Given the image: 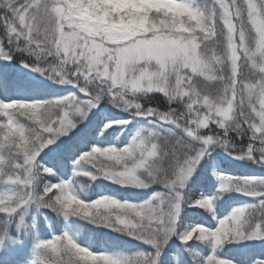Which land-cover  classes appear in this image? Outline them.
<instances>
[{
    "label": "snow or ice",
    "instance_id": "6c2138e0",
    "mask_svg": "<svg viewBox=\"0 0 264 264\" xmlns=\"http://www.w3.org/2000/svg\"><path fill=\"white\" fill-rule=\"evenodd\" d=\"M67 2L69 0H57L56 6L64 7ZM175 2L198 13L203 11L207 16L210 35L217 24L223 26L226 21L234 28V46L240 59L236 61L232 85L223 105L211 98L206 101L203 94H194L191 83L195 77L188 68L181 72L179 86L174 87V90H170L166 84L151 83L153 70L150 67L125 74L122 79L119 76L114 78L111 73L119 59L116 54H110L112 60H108L106 54L101 58L104 62H98L97 49L83 34L80 37L67 35L62 18H57L58 24L52 39L37 38L34 24L37 15L46 10V0H0V23L3 24L8 40L17 43L23 41L25 51L37 59L50 58L52 61L47 68L36 65L33 70L59 83L73 84L83 96V99L69 95L36 102L0 101V117L4 118L0 122V177L6 175L9 183L23 188L22 193L0 195V214L14 216L31 202L51 208L48 201L59 191L52 185L60 182L48 183L39 191L35 189L38 179L54 174L53 169L39 166L37 157L61 136L73 131L87 118L88 112L105 98L134 115L152 117L160 124L161 131L137 133L131 143L122 149L92 146L76 163L90 165L92 171L89 172L93 176L99 172L114 182V175L125 176L127 182L116 183L138 188L150 185L141 175L148 173L152 183H160L169 190L168 193H155L143 205L129 203L131 219L127 224L121 222L117 225L113 222L105 225L114 230L124 228L129 236L141 240L152 249L150 252L125 256H105V260H110L111 264H163L161 253L164 246L174 235H178L176 225L182 204L187 202L185 189L189 181L195 183L199 176L196 169L201 166V160L210 154V149L220 146L236 159L247 158L264 164V107L254 99L248 100V82L241 74V63L246 58L242 46V37L246 41V29L241 22L245 17L241 16L240 0H209L203 10L196 8L189 0ZM0 57L13 59L6 50L4 39H0ZM28 66L26 63L25 67ZM195 92H199V89ZM152 93L163 94L168 104L167 111L141 102L142 98ZM173 104L182 105L183 110L173 108ZM25 106L31 109L23 116L29 126L17 119L18 109ZM126 123L130 122L124 121L121 124ZM163 126H168L170 131H164ZM27 129H34L35 136L27 142L29 146L25 148L19 141L14 142V138L22 132L26 135ZM185 137L197 143L193 145ZM245 137L248 139L245 140ZM9 156L13 158L9 159ZM100 156H106L113 163L105 164ZM157 163L159 167L154 168L153 165ZM5 166L10 169L7 173ZM216 175L221 181L220 193L235 190L253 197L258 203L234 209L228 217L218 219V226L214 230L196 225L179 235V238L184 245H188L194 238L211 244L212 252L204 264H230L216 256V250L226 242L264 239V177ZM212 206L213 199L210 197H202L189 204V207L209 210ZM256 217L260 220H256ZM23 223L21 217L20 224ZM2 242L3 236H0ZM35 248L36 255L31 264H95L96 254L90 250L83 252L81 249L85 247L79 246L67 233L40 240ZM256 264H264V260Z\"/></svg>",
    "mask_w": 264,
    "mask_h": 264
},
{
    "label": "trees",
    "instance_id": "16d2710c",
    "mask_svg": "<svg viewBox=\"0 0 264 264\" xmlns=\"http://www.w3.org/2000/svg\"><path fill=\"white\" fill-rule=\"evenodd\" d=\"M2 28L4 29L3 24L0 23V39H4L6 50L13 56V59H11L12 64H51L49 58L37 59V57L25 51L23 41L17 43L14 40L9 41L8 38L6 39ZM2 75L0 79V101L36 102L58 99L69 95H76L83 99L79 89L71 83L62 85L58 81L48 78L49 82L52 81L59 85L53 86L51 82L50 84L39 83L22 76L17 78L14 75L8 77L5 73ZM141 102L161 111L168 110L167 100L161 94H151L147 98H142ZM99 106L100 111L91 114L90 117L88 116L85 119L87 120L86 123L78 131L69 137L61 136L56 141V144L61 145L55 156L53 155L54 157L44 158L49 150L48 147L39 154L37 164L53 169L54 174L38 179L35 189L39 191L48 183L65 181L71 185L75 194L87 202L102 196H108L134 205H143L155 193H168L169 190L160 183H151L148 187L137 191L118 186L116 182L102 175H97V178L93 180L89 176L78 174L81 171H92L90 165L83 162L76 163L80 156L89 151L92 146L122 149L131 143L137 133L143 134L146 130L161 131L160 124L152 117L145 118L141 115H134L132 112L114 105L107 98L101 100ZM172 107L180 111L183 110L182 105L173 104ZM17 119L18 122L29 126L23 117H17ZM3 120L4 118L0 117V122H3ZM113 121H128L130 123L121 124L113 123ZM108 124H111V127H108L105 131V125ZM163 130L170 131L168 126H163ZM185 139L193 144L189 138L185 137ZM218 157L221 167L232 173L221 175L244 178L255 169L254 167L251 169L250 167L235 166L230 164L223 156ZM99 158L105 164L113 163L106 156H100ZM255 164L261 163L255 162ZM5 170L6 173L10 171L7 166H5ZM216 173V165L211 163L206 168V172L195 180V183L190 181L188 184L185 190L187 202L183 205V210L176 225L178 235H174L164 246L161 253L163 264H204V260L212 252L211 244L194 238L189 241L188 245H184L181 243L179 235L190 231L196 225L214 230L218 226V219L228 217L234 209L249 207L258 203V200L250 199L246 204L235 206L233 202L235 199L232 196L229 197L232 195L231 190L220 193V187L216 189V181L218 180ZM22 192V186L9 183L6 175L0 177V195ZM202 197L213 199L211 210L189 207L192 201ZM25 211L27 212L25 226L20 232L16 230L17 222L14 218L0 214V236H3V243L0 245V264H31L36 255L35 245L38 241L52 239L65 233L71 236L79 246L88 248L95 254L125 256L152 251L149 245L139 239H134L126 232H118L105 225H96L72 214L57 213L51 208L38 205L35 202H31ZM228 211H230L229 214L225 216ZM255 219L260 220L259 217ZM247 241L248 239L238 242H226L216 250V256L219 259L229 261L230 264H256L257 261L264 260V241L259 242L254 247H241L246 245ZM232 246L237 248L233 249ZM180 247H184L183 252L178 251Z\"/></svg>",
    "mask_w": 264,
    "mask_h": 264
},
{
    "label": "clouds",
    "instance_id": "9594fccd",
    "mask_svg": "<svg viewBox=\"0 0 264 264\" xmlns=\"http://www.w3.org/2000/svg\"><path fill=\"white\" fill-rule=\"evenodd\" d=\"M56 2L46 0V10L37 15L34 24L37 38L52 39L59 17L67 35L80 37L83 34L88 38L97 49L98 62H104L101 58L106 54L108 60H112L111 53L116 54L119 59L111 73L114 78L122 79L125 74L150 67L153 70L151 83L166 84L174 90L179 86L181 72L188 68L195 77L191 83L195 95L203 94L206 101L211 98L219 105L227 101L236 61L240 59L234 46V28L227 21L223 26L217 24L210 35L203 11L198 13L175 0H69L64 7H57ZM190 3L203 10L209 0H191ZM239 8L241 16L245 17L241 22L246 29V41L242 37L246 58L241 63V74L248 82L246 97L264 107V0H240ZM196 89L199 92H195ZM228 107L231 108L230 103ZM30 110L25 106L18 109L17 115L23 117ZM108 127L111 124L105 125ZM34 136V129H27L26 135L22 132L14 142L19 141L26 148ZM80 175L95 180L101 174L97 172L93 176L85 171ZM141 175L145 182L152 183L150 174ZM113 179L116 182L128 180L122 175H114ZM52 187L59 191L48 203L57 213L72 214L96 225L127 224L131 219L127 201L102 196L87 202L75 194L68 182L61 181ZM116 231L125 232V229ZM81 250L88 252L89 249ZM107 255L96 254L95 264H111L110 260H105Z\"/></svg>",
    "mask_w": 264,
    "mask_h": 264
},
{
    "label": "rangeland",
    "instance_id": "374dc122",
    "mask_svg": "<svg viewBox=\"0 0 264 264\" xmlns=\"http://www.w3.org/2000/svg\"><path fill=\"white\" fill-rule=\"evenodd\" d=\"M2 30H3L2 32H4V34H5V30L3 28H2ZM6 39H7V37H6ZM51 63H52V61H51ZM0 64H4L5 68H7V71H6L5 74H9V75L14 74V75H18V76H20V75L21 76H26L27 78H29L32 81L34 80V81H37V82H40V83H48V84H50V82H51V84L53 86H59L55 82H52V81L49 82L47 75L41 74L40 72H37V71H34L33 70V67L36 66L35 65L36 63H27L29 65L28 67H25V64L26 63H20L18 65H11V62L9 60H6L3 57H0ZM39 66L44 67V68H47L49 66V64L42 63L41 65L39 64ZM63 84H68V83H63ZM152 94H161V95H163L162 93H152ZM98 111H100L99 104L95 108H92L88 112L87 117L88 116L90 117L91 114H93L95 112H98ZM83 121H84V123H83ZM83 121H82V123H79L76 126V128L81 127L83 124L86 123L85 121H87V120H83ZM213 127H215V126H213ZM76 128L73 131L69 132V134L66 135L65 137H69L70 135L74 134L76 132ZM217 131H219V129H217ZM172 134H175V133H172ZM189 139L191 140V138H189ZM245 139L247 140L248 137H246ZM191 142L193 143V145H195L197 143L196 141H193V140H191ZM60 145L61 144H56V145L53 144V145L48 146L47 149H50L49 150L50 155H48V157H51L52 154L56 153ZM227 152L228 151H226L224 148H222L220 146H215L214 148L210 149V154L209 155H206L201 160V162H200V165L201 166L196 169V172L199 174L198 178L201 177L206 172V168L211 163H217V162H219V159H218L219 157L218 156H223L226 160H228V162L230 164L235 165V166H239V167H243V168L250 167L251 169H253V167L254 168H259V170L256 171V172H254L253 175L251 174V176L252 177H264V165H256L253 160L247 159V158H245V159H236V158H234L233 155H230ZM248 175H250V174H248ZM189 183H190V181H189ZM35 185H36V182H35ZM35 185H34V187H35ZM116 185L123 186L125 189H128V190L129 189H132V190H137L138 191V190L143 189V188H138V187H134V186H124V185H121L119 183H116ZM233 193L237 194L236 196H248V197H251L249 195H244L241 192H237L235 190H233ZM183 205H184V203L182 204V210H183ZM181 212H180V214H181ZM17 214H20V211ZM180 214H179V216H180ZM21 217H23V220H24V215L23 214L20 215V218ZM19 224H20V222H19ZM22 225L23 224H20V226H22ZM263 241H264V239H248L247 244L259 243V242H263Z\"/></svg>",
    "mask_w": 264,
    "mask_h": 264
}]
</instances>
